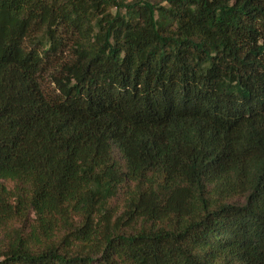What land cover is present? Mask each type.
<instances>
[{"label":"trees","instance_id":"1","mask_svg":"<svg viewBox=\"0 0 264 264\" xmlns=\"http://www.w3.org/2000/svg\"><path fill=\"white\" fill-rule=\"evenodd\" d=\"M0 264H264V0H0Z\"/></svg>","mask_w":264,"mask_h":264},{"label":"rangeland","instance_id":"2","mask_svg":"<svg viewBox=\"0 0 264 264\" xmlns=\"http://www.w3.org/2000/svg\"><path fill=\"white\" fill-rule=\"evenodd\" d=\"M1 237V236H0Z\"/></svg>","mask_w":264,"mask_h":264}]
</instances>
